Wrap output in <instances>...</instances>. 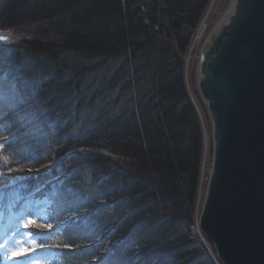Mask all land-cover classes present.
Here are the masks:
<instances>
[{
    "label": "trees",
    "instance_id": "trees-1",
    "mask_svg": "<svg viewBox=\"0 0 264 264\" xmlns=\"http://www.w3.org/2000/svg\"><path fill=\"white\" fill-rule=\"evenodd\" d=\"M210 1L0 0V178L56 162L15 184L55 264H209L183 54Z\"/></svg>",
    "mask_w": 264,
    "mask_h": 264
},
{
    "label": "water",
    "instance_id": "water-1",
    "mask_svg": "<svg viewBox=\"0 0 264 264\" xmlns=\"http://www.w3.org/2000/svg\"><path fill=\"white\" fill-rule=\"evenodd\" d=\"M234 10L199 62L213 154L197 227L222 264H264V0Z\"/></svg>",
    "mask_w": 264,
    "mask_h": 264
},
{
    "label": "rangeland",
    "instance_id": "rangeland-1",
    "mask_svg": "<svg viewBox=\"0 0 264 264\" xmlns=\"http://www.w3.org/2000/svg\"><path fill=\"white\" fill-rule=\"evenodd\" d=\"M231 0H211L204 9L203 16L206 10L209 11L206 18V28L204 35L195 43L196 31L201 24L193 31L189 46L185 50L183 62V78L185 79V88H187L188 97L192 102L194 110H196L198 119L201 124L202 131V158L200 161L199 181L196 192V199L193 204V220L191 226L192 237L195 238L206 252V259L209 264H222L219 262L216 251L212 244L204 237L202 232L198 230V215L200 213V205L202 196L205 192V184L207 174L211 166L212 146L211 139V120L209 118L208 109H206L205 101L201 98L198 83H199V62L201 54L216 33V26L224 20ZM11 32V31H10ZM215 32V33H214ZM21 34H14L9 37H2L0 42H13L18 40ZM107 155L108 153L105 152ZM109 155V154H108ZM55 161L46 163L44 166L35 169V171L14 172L12 178H0V264H55L57 258L49 245L40 246L39 239L47 242L48 236L46 233L50 231V227L46 226L45 222H37L38 219L45 220L48 216L44 205H36L24 207L18 205L17 201L20 197V191L16 188V181L31 178L33 180L41 177H46L52 173V168ZM3 155L0 154V167L5 172ZM1 170V169H0ZM2 174V173H0ZM37 222V223H36ZM42 226V227H41ZM108 257V256H107ZM107 259V258H106Z\"/></svg>",
    "mask_w": 264,
    "mask_h": 264
},
{
    "label": "bare ground",
    "instance_id": "bare-ground-1",
    "mask_svg": "<svg viewBox=\"0 0 264 264\" xmlns=\"http://www.w3.org/2000/svg\"><path fill=\"white\" fill-rule=\"evenodd\" d=\"M235 4H236V0H231V3H230V6H229V8H228V12L226 13V15H225V18H224V20H222V22L221 23H219L217 26H216V33L214 34L215 36L219 33V31L222 29V26H225V24H228L229 23V18L234 14V12H235V10H234V8H235ZM208 13H209V11L208 10H206V13H205V15L203 16V19L201 20V24H200V26L198 27V29H197V31H196V33H197V35H196V37H195V43H197L200 39H201V36L202 35H204V31H205V28H206V18H207V16H208ZM7 36H9V37H11V36H13V33L12 32H10V31H0V37H7ZM215 36H213L211 39H214L215 38ZM207 46H208V44H207ZM206 46V47H207ZM205 50V49H204ZM199 66V65H198ZM199 73V72H198ZM202 77L199 75V80L201 79ZM211 153H212V150H211ZM213 154V153H212ZM210 164H211V162H210ZM211 166H212V164H211ZM211 166H210V168H209V171H208V176H207V181H206V184H205V186L207 185V183H208V180H209V177H210V170H211ZM206 189H207V186H206V188H205V192H204V194H203V198H202V202H201V205H202V203H203V201H204V199H205V194H206ZM201 205H200V208H201ZM200 214V213H199ZM199 216V215H198Z\"/></svg>",
    "mask_w": 264,
    "mask_h": 264
},
{
    "label": "snow or ice",
    "instance_id": "snow-or-ice-1",
    "mask_svg": "<svg viewBox=\"0 0 264 264\" xmlns=\"http://www.w3.org/2000/svg\"><path fill=\"white\" fill-rule=\"evenodd\" d=\"M0 39H3L2 37H0Z\"/></svg>",
    "mask_w": 264,
    "mask_h": 264
}]
</instances>
